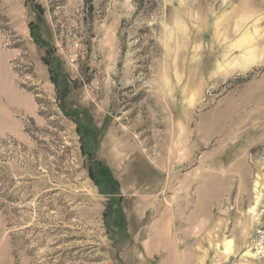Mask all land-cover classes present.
I'll list each match as a JSON object with an SVG mask.
<instances>
[{"label":"rangeland","instance_id":"374dc122","mask_svg":"<svg viewBox=\"0 0 264 264\" xmlns=\"http://www.w3.org/2000/svg\"><path fill=\"white\" fill-rule=\"evenodd\" d=\"M0 264H264V0H0Z\"/></svg>","mask_w":264,"mask_h":264},{"label":"crops","instance_id":"0c3cea01","mask_svg":"<svg viewBox=\"0 0 264 264\" xmlns=\"http://www.w3.org/2000/svg\"><path fill=\"white\" fill-rule=\"evenodd\" d=\"M41 6V5H40ZM38 16H37V21L36 22H29V24H28V27H29V31H30V35H31V37L33 38V40H34V42H36L35 41V34H36V37L37 38H39L40 40H43V41H41V44H44V45H50L51 47H52V45L47 41V40H45L41 35H39L38 34V32H37V28H38V25H39V23H41L42 21H43V8H42V6H41V10L38 12V14H37ZM31 26L33 27L34 26V31L31 29ZM34 32V33H33ZM39 36V37H38ZM51 52V51H50ZM50 54H52L53 55V52H51V53H49V48L48 49H46L45 50V55L43 56V58H42V61H43V63L44 64H46V66H47V69H48V74H49V79H50V81H51V77H50V71H49V65L46 63V61H45V59H48L49 61H51V58H50Z\"/></svg>","mask_w":264,"mask_h":264},{"label":"trees","instance_id":"16d2710c","mask_svg":"<svg viewBox=\"0 0 264 264\" xmlns=\"http://www.w3.org/2000/svg\"><path fill=\"white\" fill-rule=\"evenodd\" d=\"M31 29L34 31V26H31ZM34 33V32H33ZM37 40H39V38L36 37ZM40 41V40H39ZM49 53H50V49H49ZM46 63L49 65V71H50V77L51 80L56 84L58 83V77H59V73L55 70L53 64L51 63V61H49L48 59H45ZM67 92L64 90L63 92V96H66ZM63 107V104H62ZM82 137L84 138L83 134L80 136V138L82 139ZM81 146H84V143H82Z\"/></svg>","mask_w":264,"mask_h":264},{"label":"built area","instance_id":"2783aa9c","mask_svg":"<svg viewBox=\"0 0 264 264\" xmlns=\"http://www.w3.org/2000/svg\"><path fill=\"white\" fill-rule=\"evenodd\" d=\"M73 61H74V58L71 59V62H73Z\"/></svg>","mask_w":264,"mask_h":264}]
</instances>
